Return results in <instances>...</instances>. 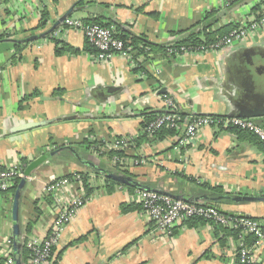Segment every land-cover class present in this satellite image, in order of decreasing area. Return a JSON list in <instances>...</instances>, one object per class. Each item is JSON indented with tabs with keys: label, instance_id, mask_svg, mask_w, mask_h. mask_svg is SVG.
<instances>
[{
	"label": "crops",
	"instance_id": "0c3cea01",
	"mask_svg": "<svg viewBox=\"0 0 264 264\" xmlns=\"http://www.w3.org/2000/svg\"><path fill=\"white\" fill-rule=\"evenodd\" d=\"M78 0H0V164H18L25 180L19 199L20 236L42 238L54 209L52 197H41L43 185L73 172L88 176L91 198L76 212L61 235L50 264H235L237 239L203 225L176 227L168 237L150 232L152 224L124 186L105 188V178L84 161L110 170L107 154H93L83 143L88 130L96 139L135 136L143 110L163 111L161 94L173 97L180 113L236 116L242 110L264 111V27L220 50L167 57L151 53L144 70L134 71L115 54L95 62L93 52L55 55L53 39L82 49L81 31L66 29L26 45L11 62L12 39L49 29ZM69 16L100 18L119 32L171 45L184 38L209 10L217 11L213 28L243 25L262 11L264 0H84ZM256 9H254L256 6ZM46 9L49 19L37 26ZM164 88V92L160 90ZM61 89L62 94L53 92ZM35 91L39 95L24 100ZM264 130V114L249 117ZM41 123L39 126H29ZM179 135L134 142L125 155L147 162L128 166L135 180L186 198L205 194L264 196V146L227 129L205 126L193 144L178 147ZM71 145L74 152L60 146ZM219 186L213 193L205 188ZM85 190V187H84ZM14 190L0 193V244L12 238ZM226 213L264 217V201L217 202L196 199ZM135 208L121 211L122 205ZM27 227L29 230L27 231ZM59 255V256H57ZM253 264H264V245L253 252Z\"/></svg>",
	"mask_w": 264,
	"mask_h": 264
},
{
	"label": "built area",
	"instance_id": "2783aa9c",
	"mask_svg": "<svg viewBox=\"0 0 264 264\" xmlns=\"http://www.w3.org/2000/svg\"><path fill=\"white\" fill-rule=\"evenodd\" d=\"M264 27V6L261 13L246 24L238 25L228 33L219 37L211 46V50H220L231 46L246 36ZM76 29L82 32L86 41L93 47L92 53L95 62L109 61L115 54H121L127 58L131 68L139 66L143 57H134L130 47L124 45L119 38V31L114 27H103L97 23H86L80 19L65 18L60 27L51 36L55 37L58 32L66 29ZM186 51V53H185ZM175 49L168 48L167 53H174ZM180 53H190L184 46L180 47ZM163 111L154 119L140 128L135 136L113 137L111 140L102 137L100 142L92 145L94 154H103L108 151L126 150L134 144L136 138L144 134L152 137L160 129L174 128L179 134L178 147H185L196 142L203 127H213L218 130L228 127H237L253 134L264 146V130L251 118L236 116L216 115H185L181 120L180 110L172 96L161 94ZM92 136L88 140L91 141ZM147 162L145 158L129 159V157L113 155L112 166L126 169L128 166ZM30 176L23 174L18 164H0V193L11 190L17 180ZM89 182H87L88 184ZM41 197L51 196L53 216L46 233L42 238H23V245L28 250L25 264H50L54 252L59 244L62 233L76 212L91 198V194L84 190L81 174L73 172L60 178H54L43 185ZM133 202L139 206L141 214L150 220L152 227L150 232L154 235L168 237L173 234L178 226H184L193 218H200L207 225L218 224L229 230L237 232L235 245V264H253V252L264 245V219L241 214L226 213L217 206L208 203H198L183 199H176L168 194L136 188L132 195ZM252 238L246 243V237ZM12 238H5L0 244V264H14Z\"/></svg>",
	"mask_w": 264,
	"mask_h": 264
},
{
	"label": "trees",
	"instance_id": "16d2710c",
	"mask_svg": "<svg viewBox=\"0 0 264 264\" xmlns=\"http://www.w3.org/2000/svg\"><path fill=\"white\" fill-rule=\"evenodd\" d=\"M53 2H57V0H52ZM84 0H78L73 6L76 7H81L84 4ZM257 7H259L258 5L254 8L256 9ZM49 19V13L46 9H43L40 13V19L39 22L37 24V26L33 29H28L26 31L32 33L33 31H36L37 29H43L47 23ZM217 20V11L216 10H209L205 13L204 18L200 21L195 23L194 25H192L191 27H189L188 29L182 30L184 31L186 34V36L184 38H182L181 40L172 43L171 45H164V44H157V43H153L150 42L148 40H146L145 37L143 36H137L134 35L132 33H128V32H120L119 33V38L123 41L124 45L127 47H130V52L134 57L137 56H142L144 59L142 61V63L137 66L136 68H134V71H138V70H144V63L148 62L150 60V58L152 57L151 55L149 56V54L154 53H161L163 56H167V57H174V56H180L183 55V53H180V47L184 46L185 48H187V50L190 53H194V52H206V51H210L211 46L216 42V40L223 36L224 34L228 33L230 29H227L226 27H220V28H213V25L216 23ZM84 22L86 23H97L103 27L109 28L110 27V22H103L100 18H94L91 20H85ZM115 31H120L119 27L116 26L114 27ZM233 28V27H232ZM231 28V29H232ZM4 37H9L8 35H1L0 39L4 38ZM20 40V39H18ZM11 41V40H10ZM54 44H55V48H54V53L55 55H61L63 53H71V54H77L81 51H86V52H94L93 47L86 41L85 45L83 46V48L80 50L78 48H75L63 41H59L58 39H53ZM26 44L23 42H18V41H13L12 42V47L14 48V54L11 57V62H15L17 60H19L21 58V51L23 49V47ZM168 48H173L175 49L174 53L168 54L167 53V49ZM186 53V51H185ZM61 89H57L53 92V95L56 96L58 94H62L61 93ZM39 95L38 91H35L31 94H27L24 96V100L27 99H31L35 96ZM159 114L153 111H147V110H143L142 112V116H143V120L141 123V127H144L146 123H148L150 120L154 119V117ZM185 114H181V120L184 118ZM227 130H230L232 132H234L239 138L240 137H247L250 140H254L257 138L251 134L248 133L247 131L237 128V127H228ZM93 130H88V132L86 133V136L83 137V143H85L87 145L88 148H90L92 145H96L98 144V142H100L99 139H96L95 135H92ZM180 134V132H178L177 130H175L174 128L172 129H160L158 130L152 137H147L144 134L139 135L135 141H137V143H140L141 141L143 142L144 140L146 141H154L156 139H162L164 136H173L176 135L178 136ZM89 136H92L93 139L91 141L88 140ZM111 140V139H109ZM126 152V150H125ZM125 152L124 150H118V151H108L105 154L108 155V157L111 158L113 157V155H118V156H125ZM110 171H112L113 173L116 174H124V175H128L131 178H133V180H135V176L133 174H131L128 170H121L118 168V166H111ZM93 172L95 174H99L100 172H98L97 170H93ZM81 174L82 177V183L83 186L85 187L86 192H90V188L87 184L88 181V176L86 173L83 172H78ZM103 177L105 178V188L107 190V192H111L114 186H124L127 187L130 191L135 190L136 188L131 185H124L121 183H118L112 179L106 178V176L104 174H102ZM19 184V180H17L15 182V185L11 188L12 190H15V188L17 187V185ZM205 188L207 190H209L210 192H217L219 191L221 187L219 186H207L205 185ZM135 208H138L137 206L133 205V204H129V205H122L121 207V211L123 212H128L131 211ZM256 218V217H255ZM258 218V217H257ZM259 218H263L264 217H259ZM205 224V221L200 219V218H193L190 219L186 222V226L188 227H192V226H198V225H203ZM213 227L215 229H217V231H226V233L228 235L233 236L235 239H237V232L234 230H229L227 228H224L218 224H213ZM29 230V228L27 227V231ZM252 240L251 237L247 236L245 242L246 243H250V241ZM13 250V248H12ZM20 260L22 262V264H25L26 262V258L28 256V250L25 248L24 245H20L19 251H18ZM59 256V255H57Z\"/></svg>",
	"mask_w": 264,
	"mask_h": 264
},
{
	"label": "water",
	"instance_id": "95a60500",
	"mask_svg": "<svg viewBox=\"0 0 264 264\" xmlns=\"http://www.w3.org/2000/svg\"><path fill=\"white\" fill-rule=\"evenodd\" d=\"M74 6L68 8V10L47 30H45L44 32L38 33V34H32L30 36H27L26 38H23L22 40H18V39H12L11 42L13 41H18V42H32L38 38H42L44 36H46L47 34H49L50 32H52L60 23H62V21L69 17L72 12L74 11ZM165 89L162 88L160 90V92H164ZM264 114V111H251L250 109L247 110H242L238 113V117H244V118H249V117H253V116H259ZM41 123H31L29 124L27 127L29 126H39ZM62 150H67L70 152H74V149L71 145H63L60 146L57 150H55L54 152H52V154H56L57 152H60ZM87 165H89L93 170H97L98 172H100L101 174H104L106 176V178L112 179L118 183L124 184V185H128L131 184L133 185L135 188H139V189H145V190H150V191H156V192H160V193H164V194H168L176 199H183V200H187V201H193L196 202L198 198H202L205 199L207 201H211V202H217L218 199L221 198H230L233 201H264V196H260V197H254V196H246V195H237V196H230V195H220L218 196V198H211L205 194H200V195H193L190 196L188 198L185 197L184 194H178V195H173L170 194L168 192H165L164 190L161 189H156V188H152L147 184H143L139 181L133 180V178H131L128 175H124V174H116L113 173L110 170L107 169H103L98 167L96 164H94L93 162H90L88 160L84 161ZM25 180H27L25 177L21 178L19 180V184L17 185V187L14 190L13 193V202H12V217H13V228H12V245H13V258H14V264H22L18 251L20 248V245H23V239L20 236V229H19V225H18V210H19V199H20V195H21V190L22 187L25 184Z\"/></svg>",
	"mask_w": 264,
	"mask_h": 264
},
{
	"label": "rangeland",
	"instance_id": "374dc122",
	"mask_svg": "<svg viewBox=\"0 0 264 264\" xmlns=\"http://www.w3.org/2000/svg\"><path fill=\"white\" fill-rule=\"evenodd\" d=\"M151 54H149V56H150ZM91 148V150H92V152H93V149H92V146L90 147ZM93 154H94V152H93ZM96 155V154H95ZM97 156V155H96Z\"/></svg>",
	"mask_w": 264,
	"mask_h": 264
}]
</instances>
